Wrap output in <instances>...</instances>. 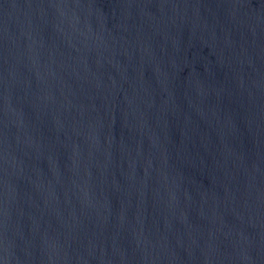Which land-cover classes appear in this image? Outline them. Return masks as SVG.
<instances>
[{"label":"water","instance_id":"1","mask_svg":"<svg viewBox=\"0 0 264 264\" xmlns=\"http://www.w3.org/2000/svg\"><path fill=\"white\" fill-rule=\"evenodd\" d=\"M0 264H264V0H0Z\"/></svg>","mask_w":264,"mask_h":264}]
</instances>
